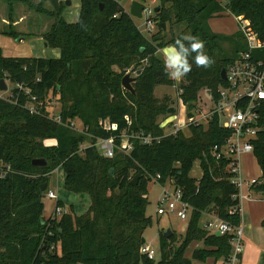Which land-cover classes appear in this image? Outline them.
<instances>
[{"label": "trees", "instance_id": "trees-1", "mask_svg": "<svg viewBox=\"0 0 264 264\" xmlns=\"http://www.w3.org/2000/svg\"><path fill=\"white\" fill-rule=\"evenodd\" d=\"M45 1L49 10L28 0H3L10 12L12 4L20 3L52 20L41 37L47 48L59 50V57H5L0 51V80L21 87L11 91L12 101L0 98V162L11 170L0 179V264L225 261L231 236L209 233L201 221L203 214H212L231 226L240 223V217L231 212L238 201L229 182V160L215 159L211 152L214 146L222 147L231 132L221 128L214 117L206 125L190 126L188 135L163 136L157 120L167 116L170 103L165 97H155L154 89L172 87L174 81L157 53L184 34L203 40L212 62L197 66L190 58L192 68L179 85L181 98L190 107L203 88L216 98L217 88L224 85L221 70L246 52V46L239 30L232 35L217 34L210 29L209 20L227 10L238 21L247 22L264 41V0H158L152 17L156 31L149 37L117 0H80L75 23L63 18L62 0ZM8 22H15L11 13ZM15 33L10 29L1 34L15 38ZM129 69L136 74L133 94L121 86ZM32 96L43 105L39 114H31L26 107ZM48 96L57 97L61 124L46 116ZM76 120L83 133L68 128ZM104 120L116 129L104 130L99 126ZM258 125L263 130L252 142V156L261 171V183L253 191L264 196V107ZM123 132L155 140L142 144L139 138H132L129 154L115 150L111 159L104 158L94 146L96 140L114 137L119 145ZM46 140H54L55 145H45ZM36 159H43L46 165L32 166ZM196 161L199 179L190 175ZM58 167L63 171L65 191L87 195L89 206L81 215L69 206V213L46 227L41 222L40 188ZM157 175L159 185L173 181L181 189L182 199L192 211L178 247L173 246L174 232L168 239L161 232L160 258L155 262L141 255L140 248L151 225V218L145 215L148 185ZM57 205L64 207L61 201ZM260 224L264 227V219ZM193 243L200 247L188 258L185 253Z\"/></svg>", "mask_w": 264, "mask_h": 264}, {"label": "built area", "instance_id": "built-area-1", "mask_svg": "<svg viewBox=\"0 0 264 264\" xmlns=\"http://www.w3.org/2000/svg\"><path fill=\"white\" fill-rule=\"evenodd\" d=\"M154 8L145 6L142 11V20L144 22V30L140 31L143 35L150 34L153 30L154 23L152 17ZM238 30L241 32L246 46V52H241L239 56L225 69L224 85L219 86L214 95L206 89L203 98L197 99L188 107L181 98L182 90L174 84L176 90V105L169 106L174 108L175 113L170 115L167 113L165 119L159 124L163 129V136L176 135L179 132L188 130L190 126L206 125L214 117L217 118L221 128L231 132L225 144L218 148L214 146L212 154L215 159L226 158L229 160L228 173L230 175L229 182L236 189L237 193L233 196L238 201V205L231 209V212L240 217V203L244 198H252L254 193L253 187L260 184V178H252L244 175L241 165V158L244 155H252V142L256 139L257 134L263 130L258 123L260 119V110L264 107V41L260 40L257 34L251 29L249 24L244 21H238ZM126 74L134 78L135 72L130 69L126 70ZM6 82V81H5ZM173 87V86H172ZM14 88L21 90L19 85ZM7 91V90H6ZM5 91V92H6ZM3 92V93H5ZM25 94L29 95L28 91ZM0 98L5 101H12V95ZM16 103V101H13ZM31 105L26 106L31 114H39L40 108L43 106L34 96L31 97ZM59 109V108H58ZM56 109L54 113L50 111L46 116L51 121L61 124L59 111ZM164 118V117H163ZM127 124L130 125L125 117ZM72 131L83 133L80 123L76 121L70 122L68 125ZM99 126L104 130H115L116 125L110 124L108 120L100 121ZM132 138H139L142 144H150L154 138L150 136H127L124 132L120 137L119 145L116 144L114 137L107 139H97L94 146L98 148L100 154L107 159L114 156L115 150L128 153L132 150ZM83 148V145L80 149ZM2 163L0 162V165ZM0 168V179L11 172L8 165ZM159 176H155L152 181L157 183ZM162 187L160 197L157 200L156 215L175 216L180 221H188L192 208L183 201L181 189L174 186L173 181H169ZM246 190V194L243 193ZM45 198L57 201V195L51 190L45 192ZM67 208L61 207L55 203L52 209V216L48 220H54L57 215L67 213ZM210 215V216H209ZM208 218L203 222L201 227L209 233L219 232V235H230V251L223 264H241L243 253V238L240 224L231 226L212 214H203ZM140 254L148 260H155V252L145 243L140 248Z\"/></svg>", "mask_w": 264, "mask_h": 264}, {"label": "rangeland", "instance_id": "rangeland-1", "mask_svg": "<svg viewBox=\"0 0 264 264\" xmlns=\"http://www.w3.org/2000/svg\"><path fill=\"white\" fill-rule=\"evenodd\" d=\"M29 2L33 4H37L39 6H42L44 10H49L50 5L48 4L47 1L45 0H28ZM63 3L65 0H62ZM71 2V5L69 7H65V4H63V10L66 11L64 12L63 10V16L67 22H70V18H75V15L79 11V0H67ZM132 1H139L140 3H144L145 6L149 8H155L158 5V0H144V2L140 0H119L120 4L127 9L129 5L131 4ZM41 4V5H40ZM13 8L12 11L10 12L9 8L6 7L5 3L3 0H0V51L1 54L4 56L8 57H35V58H46V59H51V58H58L55 56L58 51L56 49H50L47 47H44L46 45L44 39L42 38L41 41L42 43L39 42L37 39H32L36 38L34 36H38V32L41 34L44 33L46 30V26L50 23H52V20L47 17L44 14H36L34 11L30 10L27 8L25 5L20 4V3H14L12 4ZM9 13L12 14V17L14 18V21L16 22H8V16ZM26 14V19L24 17V20L18 19L20 15ZM73 20V19H72ZM135 24H137L138 29L140 31L144 30V22L143 20H134ZM218 24L217 28L220 30H217L215 33H220L224 35H231L235 32L238 31V23L234 19V17L227 11L224 10L218 18L217 22ZM168 25H165V30H168ZM15 30L17 33H15V38H12L11 36L8 35H2L1 33L4 31H9V30ZM156 31L155 25L153 26V30L150 34H145L146 37H149L152 33ZM26 32H32L34 36H28ZM176 33L177 31L174 30ZM37 34V35H36ZM22 37L19 41L16 39L17 37ZM41 36V35H40ZM44 43V44H43ZM158 56L162 59H165V55L163 50L160 52L158 51ZM132 77V76H131ZM173 79V78H172ZM6 81V80H5ZM174 84L179 87L180 83H182V79L177 81L173 79ZM7 91L5 93L0 92V95L2 97H6L11 94V91L14 89V85L5 82ZM206 88L201 89L197 96L199 98H203L204 91ZM154 95L155 97L161 99V98H167L169 105L175 106L176 105V90L173 87H166V86H158L154 89ZM48 102L47 110L50 111L51 113H54L56 109L60 107L59 103L57 102V97H52L48 96L46 98ZM28 106L31 105L30 102L27 103ZM166 117H159L157 122L160 123L163 119ZM170 119V118H169ZM169 119H165L167 122ZM185 134L188 135V130L185 129ZM45 145H53L49 141H44ZM82 147V146H81ZM84 147V145H83ZM241 165L244 169V172H252L255 177L260 178L261 176V171L252 155H244L241 158ZM1 170L3 168V164L0 165ZM191 177L199 179L201 176V170L199 167V162L196 161L193 165V168L190 172ZM38 176V175H37ZM47 178V188L43 191V196H42V203L44 205L43 208V214H42V223L46 227L50 225V217L52 216V209L53 206H55V203L58 201L55 200H49L45 198V192L47 190H51L56 195L65 203V208L68 209L69 204L73 203L74 205H79L78 207V214H84L86 211L85 209L87 208L88 202H89V197L85 194L82 195L81 198L77 199V194H72L67 191H65L63 187V171L60 167L49 173V175L46 176ZM161 189L162 187L155 182H151L148 185V193H147V199H148V206L145 212L146 217L151 218V225L146 229V231L143 234V238L145 240V244L149 246L152 250L155 252V262H157L160 258L159 256V235L161 232H165L166 230H170L174 232L175 237H174V247H178L181 240H182V235L185 231V223L187 221H180L178 218L175 216H162L159 217L156 215V207H157V200L160 197L161 194ZM243 193L246 194V190L243 189ZM63 204V203H62ZM81 208V209H80ZM74 211V210H73ZM69 213V209L67 210ZM61 216L57 215L55 219H59ZM199 247V245L197 246ZM194 247L193 249H195ZM192 249V248H190ZM187 250V253L189 250ZM192 249V250H193ZM191 250V251H192ZM59 251V248H58ZM190 257V255H189ZM195 264H200L197 262H194ZM204 264V263H202Z\"/></svg>", "mask_w": 264, "mask_h": 264}, {"label": "crops", "instance_id": "crops-1", "mask_svg": "<svg viewBox=\"0 0 264 264\" xmlns=\"http://www.w3.org/2000/svg\"><path fill=\"white\" fill-rule=\"evenodd\" d=\"M65 1H67V0H65ZM65 1H64V4H65ZM117 1L119 2V0H117ZM140 1H142V0H140ZM217 1H220V0H217ZM137 2H139V1H137ZM119 4H120V2H119ZM70 5H71V2L68 6L65 5V7H69ZM120 6L122 7V9L125 12L128 13L129 7L127 9H125L121 4H120ZM64 12H66V11H64ZM221 14L222 13H220L218 16H215L209 20V27L213 32L220 30L217 28L218 24L216 22H217L218 18H220ZM62 15H63V13H62ZM25 16H26V14H22L19 16L18 19H20V21L24 20ZM78 16H79V11L75 15V18H70V22H68V23H75L78 19ZM63 18H64V16H63ZM25 19H26V17H25ZM234 19L237 21V18L234 17ZM26 33L32 34V32H26ZM217 34H220V33H217ZM38 35H39L38 36L39 38H37V36H34V34H33L32 36H34L36 38H32V39H37L39 42L42 43L43 41H41L42 38L40 36L41 33L38 32ZM222 35H224V34H222ZM21 39H22V37H21ZM44 47H46V45H44ZM56 50L58 51V53H56L55 56L59 57V50L58 49H56ZM162 50H159V51L161 52ZM5 57H8V56H5ZM47 141H49L53 145H55L54 140H47ZM242 170H243V173L245 176L252 177V178H258V177H255L252 172H248V171L244 172L243 167H242ZM82 195L83 194H77V196H78L77 199L81 198ZM251 197L252 198H244L243 200H241V203H240V210L241 211H240V223L239 224H240V227L242 229V238H243V253H242V258H241V264H264V227H262L260 224V222L264 219V196H262L259 193L254 192ZM57 200L61 201L65 207V203L58 196H57ZM69 206H72V208L74 210L73 212L76 215H80V214H78L79 205H74L73 203H71V204H69ZM88 206H89V202H88L87 208H88ZM87 208L85 209V211L87 210ZM207 218H208V216L203 217L202 221L204 222ZM185 227H186V223H185ZM182 237H183V235H182ZM198 245L200 247V243H193L190 245V247L188 249H190V248L193 249L194 247L197 248ZM192 249L189 250L187 255L185 253L186 257L189 258V255L194 250V249L193 250ZM194 262H197V261H193V264H195ZM197 263H199V262H197ZM200 264H202V263H200ZM204 264H214V263L212 262L211 259H208ZM215 264H223V262L218 261Z\"/></svg>", "mask_w": 264, "mask_h": 264}, {"label": "clouds", "instance_id": "clouds-1", "mask_svg": "<svg viewBox=\"0 0 264 264\" xmlns=\"http://www.w3.org/2000/svg\"><path fill=\"white\" fill-rule=\"evenodd\" d=\"M204 48V41L197 36L184 34L176 39L173 45L163 49L168 75L177 81L181 80L192 68L190 58L195 65L207 67L212 61Z\"/></svg>", "mask_w": 264, "mask_h": 264}, {"label": "water", "instance_id": "water-1", "mask_svg": "<svg viewBox=\"0 0 264 264\" xmlns=\"http://www.w3.org/2000/svg\"><path fill=\"white\" fill-rule=\"evenodd\" d=\"M70 4L69 1H65V5L68 6ZM145 5L137 2V1H132L131 4L129 5V10H128V15L135 20H141L142 19V11L144 10ZM154 13H156L157 8H154ZM21 39V37H18L17 40L19 41ZM220 78L222 80H225V70H221L220 72ZM134 78L130 77L129 75H125L122 80H121V86L123 87V89L129 91L130 93H134L133 92V88H132V83H134ZM7 89L6 84H5V80H0V92H5ZM167 113L170 115H173L175 113V109L174 108H169L167 110ZM31 165L34 167H44L46 165V162L43 159H36L33 160L31 162ZM138 175L134 177L133 181L131 182V185L135 186L136 185V181L138 179ZM47 184H44L41 188L40 191H44L46 188ZM43 219H41L42 222ZM216 236H219V232L215 233ZM171 236V231L168 229L163 233V237L165 239H168ZM145 242L144 239H142L141 241V245H143Z\"/></svg>", "mask_w": 264, "mask_h": 264}]
</instances>
